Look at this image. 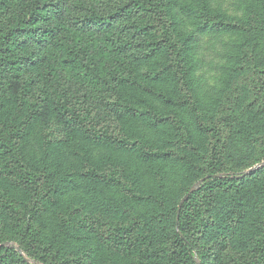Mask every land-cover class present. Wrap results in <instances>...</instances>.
Wrapping results in <instances>:
<instances>
[{"label": "trees", "instance_id": "1", "mask_svg": "<svg viewBox=\"0 0 264 264\" xmlns=\"http://www.w3.org/2000/svg\"><path fill=\"white\" fill-rule=\"evenodd\" d=\"M234 1L0 0V264H264V165L229 164L200 88L202 38L237 36L264 147V0ZM64 187L79 253L43 220Z\"/></svg>", "mask_w": 264, "mask_h": 264}, {"label": "rangeland", "instance_id": "2", "mask_svg": "<svg viewBox=\"0 0 264 264\" xmlns=\"http://www.w3.org/2000/svg\"><path fill=\"white\" fill-rule=\"evenodd\" d=\"M213 6L233 13L237 4L234 0H217ZM224 39L231 42L224 45L223 42L203 37L198 51V61H205L200 88L209 89L206 98L209 102H216L220 99L222 113L220 115L222 128L223 152L229 160V164L246 171H254L264 165V147L258 142L256 131L251 127L250 113L245 107V103L256 96V70L252 67L253 58L226 59V56L234 55L238 46L234 48V43L240 42L237 36H224ZM252 45L245 44L241 51L247 52V48ZM234 60V61H233ZM251 94V95H249ZM254 123V122H253ZM95 153L98 164L105 165L113 159L116 165L123 160V157L108 151ZM59 184H63L60 178ZM88 199L78 189L64 187L60 196V204L50 208L43 218L46 223V231L54 246H61L68 253H79L84 250V242L81 237H74L66 233L61 228L58 212H63L67 216L72 210V206L87 208ZM89 210L86 209L85 212ZM64 219V218H63Z\"/></svg>", "mask_w": 264, "mask_h": 264}, {"label": "water", "instance_id": "3", "mask_svg": "<svg viewBox=\"0 0 264 264\" xmlns=\"http://www.w3.org/2000/svg\"><path fill=\"white\" fill-rule=\"evenodd\" d=\"M191 192H192V190L189 191V192L187 193V195H186V196L183 198V200L181 201L180 205L178 206V213H179V210H180L182 204L187 200V198H188V196L190 195Z\"/></svg>", "mask_w": 264, "mask_h": 264}]
</instances>
